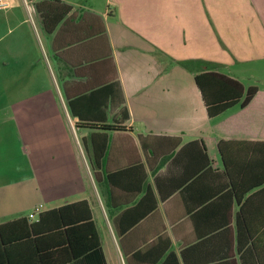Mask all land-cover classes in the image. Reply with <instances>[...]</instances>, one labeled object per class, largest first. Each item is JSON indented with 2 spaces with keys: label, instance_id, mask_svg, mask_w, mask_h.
Returning <instances> with one entry per match:
<instances>
[{
  "label": "crops",
  "instance_id": "obj_1",
  "mask_svg": "<svg viewBox=\"0 0 264 264\" xmlns=\"http://www.w3.org/2000/svg\"><path fill=\"white\" fill-rule=\"evenodd\" d=\"M6 1L0 224L25 221L1 257L66 258L62 233L29 225L84 201L106 264H264V86L210 117L195 82L251 86L264 0Z\"/></svg>",
  "mask_w": 264,
  "mask_h": 264
},
{
  "label": "trees",
  "instance_id": "obj_2",
  "mask_svg": "<svg viewBox=\"0 0 264 264\" xmlns=\"http://www.w3.org/2000/svg\"><path fill=\"white\" fill-rule=\"evenodd\" d=\"M195 82L201 92L207 114L210 117L218 115L236 103H239L241 107L246 106L257 91L255 85L248 86L245 89L238 80L209 68L196 74ZM103 151V148L98 151L94 146V158L96 161L101 157ZM81 206L84 207L83 215L80 214V211L76 213ZM24 221L25 219H18L6 224H0V243H4V228ZM40 223L44 224L42 227L44 231L49 229L50 231L54 230L63 234L62 245L66 246H60L62 248L57 251V254H60L62 250H68L69 252L66 258L53 257V260L47 264H66L81 255L87 264H106L99 237L91 221L90 210L86 202L68 204L40 213L38 222L29 225L30 230L34 231L35 225ZM46 223L50 225L46 226ZM80 246L83 247L77 249ZM3 250L4 254L2 256L4 258L0 255V264H13L7 257L5 249ZM51 253L56 254V251L53 250ZM50 256V252L41 253L37 250L34 258L36 257L35 261L39 264H46L45 259L48 260Z\"/></svg>",
  "mask_w": 264,
  "mask_h": 264
},
{
  "label": "rangeland",
  "instance_id": "obj_3",
  "mask_svg": "<svg viewBox=\"0 0 264 264\" xmlns=\"http://www.w3.org/2000/svg\"><path fill=\"white\" fill-rule=\"evenodd\" d=\"M259 63L256 64H250L249 66H246L248 68V71H246V68L244 67L243 70L245 71V74H248L242 78V81L245 86L248 85H255V86H264V62L261 61L262 66H258Z\"/></svg>",
  "mask_w": 264,
  "mask_h": 264
},
{
  "label": "built area",
  "instance_id": "obj_4",
  "mask_svg": "<svg viewBox=\"0 0 264 264\" xmlns=\"http://www.w3.org/2000/svg\"><path fill=\"white\" fill-rule=\"evenodd\" d=\"M7 4L6 0H0V6H5ZM29 217H33V213L29 214Z\"/></svg>",
  "mask_w": 264,
  "mask_h": 264
}]
</instances>
